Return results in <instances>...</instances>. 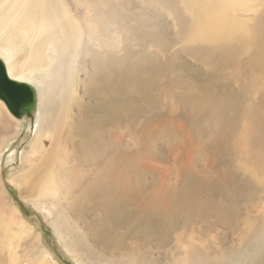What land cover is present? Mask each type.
<instances>
[{
  "label": "bare ground",
  "instance_id": "1",
  "mask_svg": "<svg viewBox=\"0 0 264 264\" xmlns=\"http://www.w3.org/2000/svg\"><path fill=\"white\" fill-rule=\"evenodd\" d=\"M171 1L184 4L183 15L190 21L187 26V46L192 47L194 44L200 46L197 48L199 64L188 62L183 64V66H188L192 73L190 76L184 70L186 75L184 78L187 83H195L194 77L198 74H204L208 63L214 64L219 68L230 67L235 72L234 75L246 72L253 78L264 79V0H168V4L171 5ZM82 3L83 5L76 4L75 0H0V61L4 65L9 80L26 84L33 89L35 100L32 110L37 113L33 128V141L28 144L29 152L26 157V159L29 157L28 162H33L35 167L31 171L26 170L23 177L13 174L11 183L17 187L25 188L28 197L24 196V198L34 202V196H38V202L33 203L35 209L46 219L44 220L46 223H50L57 230L58 243L60 240L59 246L75 262L92 264L95 252L99 251L108 255V257L101 256L93 264H157L150 259L148 249L144 248V245H140L143 254H140L135 249L126 251L124 244L126 240L123 236H117L110 226L111 219L117 216L121 219L127 210H135L134 199L138 183H132L133 186L131 188L128 186L123 189L122 187L124 184L137 182L140 178L137 171L138 165L132 169V163L128 165L117 156L110 159L105 155L107 150L113 152L114 155L119 152L122 156L124 154L120 151L123 145L124 133L117 136L114 134L115 137L112 140L114 144L107 139V133L110 132V129L107 131L110 113L108 99H105L106 93H108V88L105 85L103 86L102 97L95 101L98 102V108L94 110H97V112L92 116V119H95L99 124L94 125L92 122L89 126L86 124L88 131L84 142L78 147H76L77 144L74 146L81 153L78 160H82V163L78 160H73L71 153H69L70 151L67 150L69 148H65L62 145V135H58L60 139L59 142L57 141L58 143L55 141V133H57L56 130L58 128L67 124L73 125L74 114L70 112L68 116L62 108L69 89H73V87H69L73 83V81H70V74H74V68L78 61L81 59L85 68L88 66L95 70H102V74L107 65L113 69L117 68L114 66L115 64L113 65L114 62H106L104 53L100 55L98 52L99 58H97L95 56L96 51L94 52L88 47L90 42L92 45V40H99L101 35L106 32L107 20H114L113 16L101 9V7L108 6V1L97 0L94 2L92 0H83ZM151 6L150 3L145 1H140L139 3V14L144 18L145 22ZM78 11L83 15L82 23L76 17ZM171 22L178 24L177 26L180 28V18H173ZM98 24H101L100 28H98ZM114 25L115 30H122L120 22H114ZM81 42H84V44L82 45ZM201 49H204V52ZM99 51L102 52V50ZM166 62H169V60ZM165 64V61L156 62L151 61L149 58H143L136 71L144 72L147 76H150L153 70L159 71L163 69ZM120 69L125 70V73L127 71L123 64ZM227 73L229 74L230 71H227ZM250 85L232 87V90H237L239 94L236 112L225 109L220 101L210 100L207 92H203L201 96H192V100L198 99L199 103L197 105L200 108L214 106L212 116L215 119L208 120L203 127L204 130L211 132V127L216 126L220 131L218 140L210 137V147L208 144L199 145L196 143L192 130L186 123L175 122L172 124L167 116L162 118L160 122L154 123L148 129L150 132L161 123L163 127L161 143L164 140L167 141V136L170 134V141L173 140L178 132L184 140L178 145V148H181V152L173 151L171 154L178 172L177 179L171 189L159 186L150 192V196L154 199L150 212L156 211L163 215L183 216L186 219H191V222L183 226L180 236L174 238L176 251L180 253L182 251L183 255L191 261L189 264H215L209 261V251L202 250L199 247V242L202 241L199 238L201 236L192 235L191 230L186 231L192 224L201 226L203 224L202 219L205 216L211 219L208 224L211 228L229 221L234 222L245 212L247 214L248 212H256L255 219L259 223H264V207H262V211L253 209V204L263 201L264 197L255 199L254 196H247V194H254L255 192H264V186L254 183L251 179V177L259 173H264V170H261L259 165L264 163V124L262 123L264 114L259 106L251 104V101L257 102L261 97L247 90ZM194 87L195 84L192 85L191 91L195 94ZM257 91L264 95V81L257 85ZM87 95V92H81L75 99L80 102ZM153 96L152 101H158V98ZM248 96H250L251 100L248 99ZM0 105L11 119L15 118L2 100H0ZM118 108L120 107L118 106L115 109ZM139 110L148 111L147 108ZM118 113L120 115H117V119H124L126 122L130 120V115L124 110H119ZM12 124L11 132H4V135H10L15 138L22 133L23 128L19 129L20 124L16 120ZM168 126H171L169 131ZM77 127L80 128L79 126ZM65 128L71 130L69 127ZM238 136L241 137L239 151L246 153L248 160H252V163L255 164L251 172L247 174L236 172L234 174L235 178L229 180L230 183H228L224 175L220 174L221 172H212L208 174L207 178L204 175L192 176L188 173L190 162H188V159L191 150L197 153V149H203L202 151L210 154L208 158L211 160L208 162L206 160L205 165L208 169L214 168L217 171L218 165L220 166L217 161L219 144L229 149ZM1 148L3 150L5 147L2 146ZM75 148L70 149L75 153L77 151ZM85 148L93 149L97 152L102 149L103 153L87 163V156L85 158L82 156ZM168 152L167 148L163 155L166 156ZM212 152L214 159L212 158ZM60 153L62 157L58 158ZM137 153V155H141L139 150ZM69 157L71 158V163L64 167L65 159ZM1 159L0 157V162ZM155 161L156 158L151 155L148 149V156L144 159V169H152ZM231 162L232 164L237 163V159L233 155L229 157L225 166L229 176L234 171V165L232 166ZM127 169L132 170L127 173ZM34 171L38 172L37 178ZM103 171L106 173L107 181L102 179ZM60 173L64 174L67 179H69L68 175L72 174L75 176L80 174L94 176L90 192L99 201L100 206L99 208L94 204L89 206V211L92 213L91 220L93 221L94 211H98L101 214V211L105 212L107 208H111L110 220H103L102 224L99 221L100 219L98 220V226H100L98 235H89L88 239L80 236L77 240H71L65 236L64 230H58L54 225L56 222L62 221V227L70 234H74L72 227L74 224L69 220L62 219L63 214H61L59 209L61 202L59 192L65 188V184L62 185V183L66 180L62 176L59 178ZM165 174L170 175L171 172L167 171ZM44 179L46 183L45 194V185L41 184ZM217 179H221L229 195L234 198V203L239 202L238 206L230 207L229 203L220 206L207 203L215 201L216 197L215 192L206 195V186H209L210 183ZM195 180L200 183L196 185ZM108 182L119 187L113 189V192L118 194L113 192L107 194L104 192L107 188L106 186L109 185ZM86 183H88V180H86ZM196 187L199 194L195 197L194 203L188 204L191 193ZM1 189L0 192L3 191ZM65 192V198H71V190L67 188ZM119 194L120 197H118ZM223 198L226 197L224 196ZM5 200L4 197L0 199V212H3L5 217L3 220L8 221L12 229H21L19 231L22 232V230L26 229L25 225L27 227L28 225L24 224V221L19 216H10V209L6 204L7 200ZM139 201L141 202L140 198ZM3 220L0 221L3 223ZM249 221L250 219L246 220L247 223ZM193 230H196V228H193ZM241 230L244 232V236L241 238H247L244 247V253H246L248 247L252 244V238H260L263 232L260 228L251 232V229L243 226L242 228H237L231 234L236 235ZM167 232L169 231L167 230ZM204 232L207 234L206 231ZM13 233L12 235H14ZM148 233L139 229L138 235L142 239H151L152 241L153 237ZM166 233L158 237L153 236L155 240L161 241L167 239ZM197 233L205 237L204 242L207 240V235H204L203 232L197 230ZM221 236L222 234H220ZM31 240L32 244L30 247L28 246L30 252L28 251L29 255L26 257V264H57L52 259L53 255L48 248L41 247L38 244L41 240L39 237H34L29 241ZM128 240L131 242L132 238ZM82 241H89L92 245L80 248L78 243ZM219 242L221 251L218 252L229 256L226 264L230 262L238 264L242 256L240 252L242 251L239 250V252L234 245L230 247L226 242ZM26 245L28 244H20V246ZM152 249L154 248L152 247ZM26 253H21L22 258H19L23 259Z\"/></svg>",
  "mask_w": 264,
  "mask_h": 264
},
{
  "label": "rangeland",
  "instance_id": "2",
  "mask_svg": "<svg viewBox=\"0 0 264 264\" xmlns=\"http://www.w3.org/2000/svg\"><path fill=\"white\" fill-rule=\"evenodd\" d=\"M82 1L83 0H75L76 4L83 5ZM92 1L96 2L97 0ZM107 1L109 3L108 6L101 7V9L113 16L114 20H107L106 32L101 35L99 40H92V45L90 42L88 47L94 52L96 51L95 56L97 58H99L98 52L100 55L104 53L106 62H114L113 65L115 64L114 66L117 68L113 69L107 65L102 74V70H95L88 66L85 68L82 60L80 59L78 61L74 68V74H70V81H73V83L69 87H73L74 90L71 88L69 89L65 97L66 101L64 100V107L62 108L68 116L70 112L74 114V120L72 121L73 125L67 124L58 128L56 130L57 133H55V141L58 143L60 140L58 135H62V145L65 146V148H69L67 150L70 151L69 153H71L73 160L79 159L81 153L78 152V148L74 146L77 144L76 147H78L84 142L85 135L88 131L87 127L91 122L94 125L99 124L95 119H92V116L97 112V110L94 111L98 108V102L95 101H97L99 97H102L103 86L105 85L108 88L105 99H108L110 113L109 123L107 125V131L110 129V132L107 133V139L109 142L113 143L112 140L115 136L124 133L123 145L120 149V151L124 153V159L120 152L114 155L113 152L107 150L105 155L110 159L117 156L128 165L132 163V169L134 166L138 165L137 171L139 172L140 180L131 182L130 184H124L122 187L123 189L128 186L131 188L133 186L132 183H138L136 185L134 199L135 210H127L121 219L118 216L111 219V208H107L105 212L100 210L101 214L98 213V211H94L92 221V213L89 211V206L92 204L96 205L97 208L100 206L99 201L90 192L94 176L86 174L75 176L72 174L68 175L69 179H67L64 174L60 173L59 178L61 176L65 177L67 181L64 180V183L61 182L62 185L65 184V188L61 189V192H59L61 201L59 209L61 210V214H63L62 219L69 220L74 224L72 226L74 234H70L62 227V221L56 222L54 225L58 230H64L65 236L71 240H77L80 236L84 239H88L89 235L96 236L99 234V219L101 224L103 220L111 219V229L114 230L117 236H123L126 240L124 241L126 251L135 249L139 251L140 254H143L140 245H144V248L148 249L150 259L157 264H189L191 261L183 255V252L181 251L180 253L176 251L174 238L180 236L183 226L191 222V219H186L183 216L173 217L171 215H163L156 211L150 212L151 206L154 203V199L150 196V192L159 186L171 189L177 179L178 172L171 154L173 151L177 153L181 152V148H178V145L184 140L178 132L173 140L170 141V134L167 136L168 140H164V142L161 143L163 129L161 123L150 132L148 129L154 123L160 122L162 118L167 116L170 118L172 124L175 122L186 123L192 130L195 142L199 145L208 144L210 147V137L218 140L220 131L216 126L211 127V132L204 130L203 127L208 120L215 119L212 116L214 106L200 108L197 105L199 103L198 99L192 100V96H201L203 92H207L209 93L210 100L220 101L223 103L225 109L236 112L239 94L237 90H232V87H243L246 84H251L247 90L261 97L257 102L251 101V104L259 106L264 114V95L260 91H257V85L261 81H264V79L253 78L249 76L248 73L244 72L246 70H244L242 74L234 75L235 72L232 71L230 67L219 68L214 64L208 63L206 64V72L194 77L195 83H187V80L184 78L186 76L185 71L190 76L192 73L189 67L183 66V64L186 62L199 64L197 48L200 46L194 44L192 47H188L186 44V36L188 33L187 26L190 21L183 15L184 4L180 1V4L171 1L170 5L168 4V0ZM140 1H145L152 5L149 7L146 22L139 14ZM76 17L80 23H82L83 15L80 11L76 13ZM173 18H180V28L182 30L177 26L178 24L171 22ZM114 22H120L122 24L121 31L115 30ZM97 26L100 28L101 24ZM81 44L83 45L84 42H81ZM99 50H102V52ZM201 50L204 52V49ZM143 58H149L151 61L156 62L165 61L166 64L163 66V69L159 71L153 70L151 75L147 76L144 72L136 71V68L139 67ZM87 59L89 60L88 57ZM168 60L169 62H166ZM122 64L127 68L126 73L125 70L120 69ZM227 71H230V73L228 74ZM75 77L77 78L75 79ZM194 84L195 87L193 90L195 94L191 91L192 85ZM81 92H87L88 95L83 101L79 102L75 98ZM152 96L158 98V101L153 102ZM248 99L251 100L250 96H248ZM118 106L120 108L115 109ZM141 108H147L148 111L139 110ZM119 110H124L130 115V122H126L124 119H117V115H120L118 113ZM36 117L37 113L35 110L33 111L31 109L30 111L24 112L20 118L11 119L0 105V157L2 158L0 162V189L2 188L1 190H3L0 192V196H3L4 199L7 200L5 201L10 209V216H19L21 220L24 221V224L28 225V227L25 225L26 229L22 230L23 233L19 231L21 229H12L8 221L3 220V218H5L3 212H0V220L4 221L3 223L0 221V264H26L25 260L27 255H29V247L32 244V240H29L34 237H39V239H41L38 244L41 247L44 246L48 248L49 252L53 255L52 259L57 264H80L70 258L65 250L59 246L60 240L58 243L57 230H55L50 223H46L44 221L46 219L35 209L33 203L38 202V196H34V202L24 198V196L28 197L25 188L17 187L11 183V176L13 174L23 177L26 170L31 171L35 167L33 162H28L29 157L28 159H26V157L29 152L28 144L33 141L32 136ZM15 120L20 124L19 129L21 130L23 128L22 133L15 138H12L10 135L5 136L4 132H11L13 128L12 122ZM262 123L264 124V121ZM133 125L135 126L133 127ZM65 127H69L72 131ZM170 127L171 126H168V131ZM64 131L67 132L65 133ZM240 141L241 137L238 136L229 149L219 144L217 161L220 163V166L217 162V171H215L214 168L208 169L205 165L206 160L207 162L211 160L208 158L210 154L202 151L203 149H197V153L191 150L188 159V162L190 161L188 173L192 176L204 175L207 178L208 174L212 172H221L220 174L224 175L228 183H230L229 180L235 178L234 174L236 172L241 174L251 172L255 164L252 163V160H248L246 153L239 151L241 145ZM2 146L5 147L3 150L1 148ZM70 148H75L77 151L74 153ZM167 148L169 152L165 156L163 153ZM148 149L151 155L156 158V161L152 169L145 170L144 159L148 156ZM138 150L141 152V155H137ZM101 153H103L102 149L97 152L93 149L85 148L82 156L83 158L87 156L86 162L88 163L90 160L99 157ZM231 155L236 157L237 163L232 164L231 162V165H234V171L233 174L229 176L225 166ZM61 157L62 155L60 153L58 158ZM212 158L214 159L213 152ZM78 161L82 163V160ZM70 163L71 158H66L64 167ZM259 165L260 169L264 170V163H260ZM132 169H127V173L131 172ZM153 170L156 172H150ZM167 171H170L171 174L166 175L165 172ZM34 172L37 178L38 172ZM102 177V179L107 181V176L104 171ZM251 179L254 183L264 186V173H259L251 177ZM86 180H88V183H86ZM41 182V184L45 185V194V179ZM108 183L109 185H107V188L104 190L107 194H111L113 189L119 188L116 184ZM198 183L200 182L196 181V185ZM98 184H100V182H98ZM67 188L71 190V198H65V191ZM214 192L216 200L207 203L216 204V206L225 205L227 203H229L230 207L238 206L239 202L234 203V198L229 195L221 179H217L210 183L209 186H206V195ZM114 194L118 193L115 192ZM120 194L118 197H120ZM198 194L196 187L191 193L188 204L194 203L195 197ZM224 196L226 198H223ZM247 196H254L255 199H260L264 197V192H255L254 194H247ZM1 197L0 199L3 198ZM262 207H264V200L253 204V209L262 211ZM255 215L256 212H248V214L245 212L236 221H229L225 224L222 223L213 228L208 225L211 219L205 216L204 219H202L203 224L201 226H199V224H192L186 231L191 230L192 235L201 236L199 238L202 241L199 242L200 244L198 243L199 247L202 250L209 251V261L215 264H226L229 259L228 254L225 255L218 252L221 251V249H219V241L228 243L230 247L234 245L238 251H242H239L242 256L238 264H264V223H259L255 219ZM59 218L61 220L60 215ZM247 219H250L249 223L246 222ZM243 226L244 228L251 229V232H254L258 228L263 232L260 238H252V244L248 247L246 253H244V247L247 238H241L244 236V232L241 230L236 235L231 234L233 231H236L237 228H242ZM193 228H196V230H193ZM139 229L149 232L148 234L153 237L152 241L151 239H142L138 235ZM167 230L169 232L166 233ZM197 230L207 235V240L205 242V237L197 233ZM204 231H206L207 234H205ZM12 233L14 235H12ZM163 233L167 234V239L161 241L155 240V237ZM220 234H222L221 237ZM13 237H16L15 241ZM129 238H132L131 242H129ZM24 243L28 245L20 246V244L24 245ZM91 245L92 243L89 241L78 243L80 248L90 247ZM152 247L154 249H152ZM23 252L27 253L24 255L23 259H20L22 258L21 253ZM101 256L108 257V255L97 251L95 252L93 263ZM17 257L20 258L18 259ZM229 264L234 263L230 262Z\"/></svg>",
  "mask_w": 264,
  "mask_h": 264
},
{
  "label": "water",
  "instance_id": "3",
  "mask_svg": "<svg viewBox=\"0 0 264 264\" xmlns=\"http://www.w3.org/2000/svg\"><path fill=\"white\" fill-rule=\"evenodd\" d=\"M0 100L15 118L33 108L35 95L33 89L23 83L8 79L3 63L0 61Z\"/></svg>",
  "mask_w": 264,
  "mask_h": 264
}]
</instances>
